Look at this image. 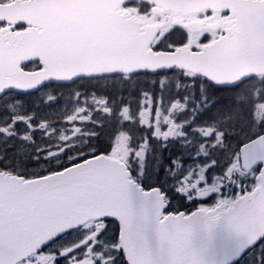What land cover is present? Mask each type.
I'll return each mask as SVG.
<instances>
[{
	"label": "snow or ice",
	"instance_id": "snow-or-ice-1",
	"mask_svg": "<svg viewBox=\"0 0 264 264\" xmlns=\"http://www.w3.org/2000/svg\"><path fill=\"white\" fill-rule=\"evenodd\" d=\"M159 2L123 0L134 22L108 0H0V264H202L193 221L221 216L243 236L234 258L264 264V79L213 78L232 50L264 55V0L205 9L191 44L184 24L146 30ZM76 35L128 44L131 63L67 70Z\"/></svg>",
	"mask_w": 264,
	"mask_h": 264
},
{
	"label": "water",
	"instance_id": "water-1",
	"mask_svg": "<svg viewBox=\"0 0 264 264\" xmlns=\"http://www.w3.org/2000/svg\"><path fill=\"white\" fill-rule=\"evenodd\" d=\"M122 2L123 0H108V11L114 17L125 18L124 14L117 12ZM209 5L211 8L220 9L226 6V0H187L181 9L172 8L167 0H160L158 7L174 12L197 10ZM146 30L153 34L156 31L153 26L147 27ZM72 41L85 55L67 70L77 67H125L131 63L132 48L126 43L113 44L102 37L84 38L78 35L73 36ZM218 65L219 69L213 78L219 83H231L251 75H264V55L254 50L248 52L232 50L219 59ZM132 205L136 212V230L143 237L150 252L156 258H166L163 256L156 232L155 209L136 193L132 196ZM242 239L243 236L237 235L225 217L215 221L196 217L192 224L190 247L197 253L202 264H235L238 260L234 258V252Z\"/></svg>",
	"mask_w": 264,
	"mask_h": 264
},
{
	"label": "flooded vegetation",
	"instance_id": "flooded-vegetation-1",
	"mask_svg": "<svg viewBox=\"0 0 264 264\" xmlns=\"http://www.w3.org/2000/svg\"><path fill=\"white\" fill-rule=\"evenodd\" d=\"M223 1V0H220ZM207 8H211L210 5L208 7L202 8V9H188L185 11H172L171 9H162L160 7H158V9L155 11L157 12V14H154V16L157 18L155 19L154 22H150L147 27H151L153 26L155 28V30L157 29H163V30H167V28L172 27L173 24H184L188 30H189V43H194L196 41H194L193 38H197L196 34L199 31H206L208 30L209 26H210V19L209 18H205V20L201 21L198 20L197 17L199 16V14H201L202 12H204L205 9ZM118 13L124 14V17L126 19H129L131 21L134 22H141L143 21L144 17H142L141 15L138 14V12L135 9L132 8H124L121 7V5L119 6V8L117 9ZM184 50H187V48H185ZM248 78H251L253 81H255L256 79H264V75H251ZM213 201H207L205 203L208 204V206H211L213 203ZM199 205H194V204H188L186 202V206L182 209V211L184 212H193L196 210V208ZM179 205H174L173 209H169V210H174L175 208H178ZM201 219H204L202 217H199ZM224 218V216H221L218 220H222ZM206 220V219H204ZM210 221V220H208ZM237 264V263H235Z\"/></svg>",
	"mask_w": 264,
	"mask_h": 264
},
{
	"label": "rangeland",
	"instance_id": "rangeland-1",
	"mask_svg": "<svg viewBox=\"0 0 264 264\" xmlns=\"http://www.w3.org/2000/svg\"><path fill=\"white\" fill-rule=\"evenodd\" d=\"M154 14H157V12H155ZM194 39V41H196V37L195 38H193ZM195 43V42H194ZM259 79V78H258ZM258 79H256V80H258ZM255 80V81H256ZM257 112L258 113H260L261 114V116L262 117H264V104H258L257 105ZM213 204L215 203L214 201L212 202ZM250 264V263H249Z\"/></svg>",
	"mask_w": 264,
	"mask_h": 264
},
{
	"label": "trees",
	"instance_id": "trees-1",
	"mask_svg": "<svg viewBox=\"0 0 264 264\" xmlns=\"http://www.w3.org/2000/svg\"><path fill=\"white\" fill-rule=\"evenodd\" d=\"M249 263H250V261H249ZM237 264H241V261H238Z\"/></svg>",
	"mask_w": 264,
	"mask_h": 264
}]
</instances>
